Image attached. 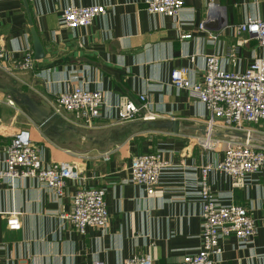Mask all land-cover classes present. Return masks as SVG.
Returning a JSON list of instances; mask_svg holds the SVG:
<instances>
[{"label":"crops","instance_id":"1","mask_svg":"<svg viewBox=\"0 0 264 264\" xmlns=\"http://www.w3.org/2000/svg\"><path fill=\"white\" fill-rule=\"evenodd\" d=\"M145 3L28 0L46 56L36 60L33 71L10 72L11 61L33 48L31 24L23 0H0V46L6 52V59L0 58V167L4 145L28 130L46 165L74 162L86 185L106 188L109 213L105 228L88 227L82 234L64 217L72 210L78 180L68 181L64 195L55 198L35 178L7 179L0 185V264H92L96 259L123 264L139 252L151 254L154 264H177L201 247V169L223 159L233 136L218 122L213 148L204 147L208 108L188 89L172 85L171 73L188 67L190 79L199 81L211 54L235 72L264 58V46L237 30L249 18H264V0H188L175 17L150 13ZM89 5L107 11L88 27L62 25L65 7ZM77 84L102 90L107 101L91 128L77 125L71 115H58L52 104ZM20 94L36 101L37 118ZM141 94L157 118L118 121L120 98L139 102ZM172 122L175 132L159 127ZM254 142L264 146V133ZM145 152H159L171 163L153 195L128 181L131 158ZM208 176L219 203L245 205L257 221L251 241L224 240L216 264H264V167L244 188H234L230 176L218 170ZM12 214L19 229L8 226Z\"/></svg>","mask_w":264,"mask_h":264},{"label":"built area","instance_id":"2","mask_svg":"<svg viewBox=\"0 0 264 264\" xmlns=\"http://www.w3.org/2000/svg\"><path fill=\"white\" fill-rule=\"evenodd\" d=\"M188 0H146V9L153 14L177 16ZM103 5L68 6L61 13L62 25L76 29L88 27L94 20L105 14ZM204 25L202 24L201 27ZM238 33L257 39L264 46V18H249L237 26ZM184 37H189L185 35ZM214 37L213 39H215ZM240 42L234 45L238 47ZM231 50V62L236 56ZM235 52V50H234ZM0 58L6 59V52L0 46ZM36 68L33 48H28L20 58L11 61L6 68L33 71ZM188 67L175 68L171 73V84L188 89L191 95L204 103L209 111L208 137L203 143L206 149H212L211 139L218 122L230 132H244L245 139L231 138L224 151L223 159L216 164H207L201 169L199 192L202 204L201 247L186 254L177 264H216V256L224 251L223 242L230 237L241 241H251L257 232V221L251 210L242 204L219 203L210 180L209 172L218 170L230 176L234 188L247 186L250 175L264 167V146L254 142L252 125L264 126V58L256 57L245 71L235 72L223 67L218 54L206 56L203 78L190 79ZM106 98L100 89H88L81 84L75 85L57 95L52 102L55 112L84 128H91L102 116ZM13 103V101H12ZM115 118L118 121H132L139 118L154 120L156 114L149 111L147 95L141 94L139 102L122 96L116 105ZM147 114L144 115V113ZM2 139L0 138V142ZM4 165L0 167V185L3 181L16 178H35L55 198L64 195L68 181L78 180L77 189L72 198V210L64 215L72 227L84 234L88 227L105 228L109 223L106 202V188L86 185L80 167L74 163H54L46 165L40 157L37 147L28 130L16 133L10 143L3 147ZM106 159H109L106 156ZM171 163L159 152L135 154L129 165V182L144 187L148 195H153L160 183L162 173ZM10 229H19L21 223L12 214L8 219ZM19 264H28L21 262ZM92 264H105L96 259ZM123 264H154L149 253H137L124 260Z\"/></svg>","mask_w":264,"mask_h":264},{"label":"water","instance_id":"3","mask_svg":"<svg viewBox=\"0 0 264 264\" xmlns=\"http://www.w3.org/2000/svg\"><path fill=\"white\" fill-rule=\"evenodd\" d=\"M23 1H24L26 8H27L28 16H29L30 24H31V35H32V43H33V50H34V59L35 60H41L46 56V49H45L43 41L40 38V35H39L36 27L34 26L33 17H32V13L30 11L28 0H23ZM20 97L22 99V103L24 105H26L28 107V109L31 111V114H33V116L35 118H37L35 116V111H37L36 109L38 108V104L36 103V101L31 99L28 95L20 94ZM159 127H169L171 129H173L174 132L176 131V125L174 122H172L171 124H168V125H160ZM230 134L234 137H238V138H242V139H245L247 137L245 134H243L241 132H237V131L231 132Z\"/></svg>","mask_w":264,"mask_h":264},{"label":"rangeland","instance_id":"4","mask_svg":"<svg viewBox=\"0 0 264 264\" xmlns=\"http://www.w3.org/2000/svg\"><path fill=\"white\" fill-rule=\"evenodd\" d=\"M253 131V136L258 137L262 135V132L264 133V126H257V125H252L251 128ZM227 133L230 134V132L227 131ZM244 134V132H242Z\"/></svg>","mask_w":264,"mask_h":264}]
</instances>
